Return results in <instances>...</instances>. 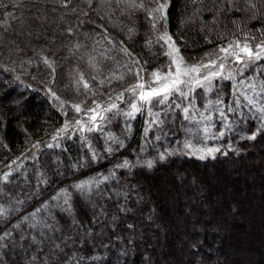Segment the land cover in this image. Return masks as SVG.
Returning <instances> with one entry per match:
<instances>
[{
    "label": "trees",
    "instance_id": "trees-1",
    "mask_svg": "<svg viewBox=\"0 0 264 264\" xmlns=\"http://www.w3.org/2000/svg\"><path fill=\"white\" fill-rule=\"evenodd\" d=\"M156 7L157 0H0V205L16 209L0 219V264H237L226 250L237 256L238 245L213 244L219 232H182L170 221L185 215L193 194L207 193V205L220 201L214 172L228 178L222 169L234 166L245 176L253 158L264 162V119L241 95L264 102L247 87L264 83V60L245 79L215 80L210 95L197 89L187 114L176 95L132 117L105 109L120 110L134 86L165 71V31L187 65L207 63L237 43L264 44V0H167L165 19H153ZM92 109L111 124L77 133V121ZM81 184L90 190L79 191ZM169 197L178 205L173 213ZM196 205L188 209L206 222L210 211ZM37 209L35 219L46 227L31 226ZM165 230L174 240L159 243ZM257 233L249 235L259 242ZM182 239L188 242L178 253L173 243Z\"/></svg>",
    "mask_w": 264,
    "mask_h": 264
},
{
    "label": "rangeland",
    "instance_id": "rangeland-1",
    "mask_svg": "<svg viewBox=\"0 0 264 264\" xmlns=\"http://www.w3.org/2000/svg\"><path fill=\"white\" fill-rule=\"evenodd\" d=\"M249 48L253 49L254 51L256 50V47H253V46H249ZM235 50L239 51V49H235ZM167 51H169V45L168 44H167ZM241 55L243 56V53H241ZM223 56H224V53H221L219 56L214 57V59L211 61H216L217 66H218L219 63L221 62V58ZM167 57H168V62L166 64V69H165V71L160 73L162 76L164 74H167L170 70L174 71V65L172 64V58L168 55H167ZM262 60H264V59H262ZM224 63H225V68H224L223 76H228L229 73H231L232 79H228V80H234V82L237 80H240L243 76L245 79L246 76L248 75L247 73H250L252 71L251 69H252L253 65H255V64H250L247 67H245L243 64L236 63L235 60L231 57H229L227 60H225ZM242 69H243V75L240 74ZM213 70H215V69H213ZM250 78H252V76ZM217 79H220V78L214 79L212 81L211 87H209L206 82L204 84V87L194 86V87H192L191 91H189V88L187 86H182L183 90L185 92H188V98L185 99L182 96L176 95V97L178 98V100L181 104V107H183V108L190 107V104L192 102V97L194 96L193 94L195 93V91L197 89H201L202 91L205 92V94L210 95L214 90L215 80H217ZM153 81H154V77L152 76L149 78V80H145L143 82H140L139 84H144L145 90H147L149 88V86L152 88L158 87V84L154 83ZM136 91L138 92L139 89H137ZM172 96H175V95H170L169 99L172 98ZM137 97L138 96L132 92V94L127 99H123V101H124L123 106L120 105L119 107H117L120 110L111 109V110H113L112 114H114V115L115 114H121V112L125 111V113L122 114V117L127 115V113H130L133 111L131 108L132 103H136L137 106L140 108V111H144V110L149 111V109L154 108L155 105L156 106L165 105L166 102L169 100L168 99L165 103L161 104V103L157 102L159 99V97H158V98H153L150 104H144L143 101L138 102L136 100ZM187 104H189V105H187ZM128 105L130 108H128ZM124 107H127V108H124ZM96 112L98 114V119L96 121L97 125H99L101 127H106V126H108L107 125L108 123L111 124V120L109 118H107L108 116L104 117V114H101L99 112V110H96ZM134 114H137V112H135ZM85 115H87L85 117V119H83L85 121H83V120L80 121L79 126L81 125V127L79 128V130H76L77 133H81L83 130L88 132L87 127L89 126V124L91 125L92 129L96 127V126L92 125L90 120H89V117L92 115V112H87ZM100 116L103 117L102 120L99 119ZM82 122H83V124L86 125V127H85V125H82ZM82 126H83V130H82ZM82 133L85 134V132H82ZM259 159L260 158H258V159L253 158L252 159L253 161L250 162L251 166L245 167V169H246L245 176H243L241 174L242 172L240 170L236 169V167H234V166H229L226 169H222V170H224L225 174H227V176H228V178H226V176H223L222 179H220L218 176H216V172H214L215 175H212L213 170L209 169L210 175H212L213 177H216V180L218 179L221 181V183H219V184H217L218 181L215 182V180H212V179L210 181L212 187H214L216 189V192L219 195V196H217V198H218V200L220 199V201L218 203H216V202L212 203L211 202L210 204L207 205V203L206 204L204 203V201L207 202V200H205L206 199L205 196L207 193L206 194L204 193L205 194L204 197H203V195H199V197H197L196 195H198V194H193V196L189 197L190 200L188 203L191 206L193 204L196 205L198 200L202 201L203 206H200L202 208L201 210L204 211V209H206V210L210 211L206 215V222L201 223L200 220H197V216L199 215L198 211L193 210L191 208L188 209V207H190V206H188V204H187V205H184L185 215L179 216L176 213H174L175 215L171 216L170 224L172 223L175 227H177V229H181L182 232H185L186 230L188 232L191 229H194V230L198 231L199 233H201L202 231H205V230L207 232L210 231L211 233L212 232L213 233L219 232L220 236L219 237L216 236V238L213 239L214 240L213 244L214 245H216V244H218V245L224 244L225 245L226 243H229V244H235L236 246L238 245L239 248L237 250V256H235V254L231 251V249L226 250L227 253H229L231 255V257L233 255V258L237 264H255L254 262H261L262 264H264V246H262V244L264 243V185L260 186V185H262L260 183L261 181H262V183H264V162H263V159L262 160H259ZM214 171H216V169ZM160 175L162 176V177H160L161 179H167V180L171 176L170 175V176H168V178H165L164 175H162V173ZM172 176L174 178V180H172V183L174 185H177V187H178V183H179V180H181V178L177 177L176 174H174ZM212 176H211V178H212ZM152 178L155 181H158L157 180L158 177L156 175L155 176L153 175ZM233 178L239 179L238 180L239 183H237L236 187H235L234 183H232ZM256 178H261V180H257ZM225 181H226V183H225ZM160 183H162V182H160ZM160 183H158V185H160ZM224 183L227 185L225 188H224V186H225ZM230 185H232V187L233 186L234 187L229 188ZM181 192H180V194H181L180 198H182V200H184V194L185 193H184V191H181ZM194 196H196V197H194ZM166 197H168V196H166ZM167 199H166L165 203L172 208L171 211L173 213V211L177 210L176 208H178V205L175 202V200L172 199L171 197H169ZM173 200L175 203L173 202ZM246 204L249 205L248 208L245 206ZM197 205H199V204H197ZM214 211H216V212H214ZM252 214L254 216H256L258 219L257 218L256 219L255 218L250 219L249 215H252ZM217 215H219V218L216 220ZM160 219L163 220V218H160ZM221 219H223L224 221H222ZM109 222H112V217L109 218ZM210 222L212 224L211 226H213V227L215 226L214 229L209 228ZM254 222H256L257 226L256 225L254 226ZM151 223H152V226L156 230H158V229H161V225H159V223L161 224V223H163V221L159 222V220L155 219ZM207 226H208V228H206ZM253 229L257 230V232H258L257 234L260 238L259 242H258L257 238H254V236L250 237L251 235H249L250 231H252ZM167 230H165V233L168 235V237L166 236L165 240L160 238L159 243L164 242V241H168V240L171 241L173 239L174 235L167 233L168 232ZM236 232L237 233L239 232V236H241V237L238 236L239 238H236L235 240H234V238H232L231 240H229L227 238V236H235ZM244 234H247V235H244ZM224 236H225V238H223ZM261 239H262V242H261ZM203 240H205V239L203 238ZM157 242H158V240H157ZM179 242L180 243L178 245L176 244V242L173 243V245L177 247L178 253H179V248L181 247L182 243L184 244L188 241L182 239ZM201 242H202V237L199 234L197 237V240L194 242V244L199 245ZM191 244H192V242L189 244L188 249H190ZM256 250H258V254H255ZM161 251H164V249ZM184 253H185L184 250H182V254H184ZM187 253L189 256L190 255L189 252H187ZM215 253H216V255L213 257V259H218V261H219L220 256H221V252L216 249ZM201 257H202L201 255L196 254L194 256V260H196L197 258L199 260V259H201ZM61 260H62V258H61ZM46 262H48V261H46ZM214 262H215V260H214ZM230 263L231 262H229L228 264H230ZM181 264H187V263H185V261H183ZM209 264H211V263L209 262Z\"/></svg>",
    "mask_w": 264,
    "mask_h": 264
},
{
    "label": "snow or ice",
    "instance_id": "snow-or-ice-1",
    "mask_svg": "<svg viewBox=\"0 0 264 264\" xmlns=\"http://www.w3.org/2000/svg\"><path fill=\"white\" fill-rule=\"evenodd\" d=\"M133 3H135V0H133ZM137 6H143L137 5ZM166 8H167V0H157V7L153 10L155 13H159V17H154L153 19H165L166 18ZM156 27V23H153V28ZM160 40L164 41L166 44L169 45V51L165 53V55H168L172 58V64L174 65V71L170 70L167 74H164L163 76L160 73H153L154 77V83L158 84V87L152 88L149 86L147 90H145L144 84H138L134 86L132 89L133 93L138 96V99L140 101H143L144 104H150L152 99L154 97H159L158 103H165L170 95H179L184 97L185 99L188 98V92H185L183 90L182 86H187L189 88V91L192 90V87L199 86L204 87L205 82L209 87L212 86V81L216 78H224V79H232L231 73H229L228 76H223L225 63L224 61L227 60L229 57L233 58L236 63L243 64L245 67H247L250 64L258 65L259 61L264 59V44H260L256 46V50L249 48L247 44L240 45L235 44L234 48H221L220 51L224 53V56L221 58V62L217 66L216 61H209L208 63H202L199 65H187L184 63L183 58L179 56V49L175 46V44L172 42V38L167 34L165 31L163 35L159 37ZM235 49H239V51H236ZM243 53V56L241 55ZM47 63V61H45ZM215 69V70H213ZM203 73V74H202ZM241 75H243V69L240 72ZM85 88L88 87L87 84L84 85ZM247 87H250L253 92L256 93L257 96H264V83H261L259 85L255 83H249ZM259 87V91L257 92L256 89ZM139 89L137 92L136 90ZM241 95L244 96V99L247 101V104L251 106L256 112L261 113V119H264V102H261L259 105H257L256 100L253 99V97L248 96L246 94L241 93ZM235 107L233 105L228 106V110L230 112H235L236 109L239 107V101L236 100L233 102ZM223 104L222 100H217V111L220 113L221 117L225 116L223 108L219 107V105ZM99 108V105L97 106ZM116 105L113 104L111 108L105 109V111H111L112 108H115ZM132 112L127 113L129 117H132L135 112L140 111V108L137 106L136 103L131 104ZM80 107L76 106V111L80 112ZM92 115L89 117V120L92 125L99 127V125L96 124V121L98 119V114L95 109H92ZM185 114H187L188 109H184ZM187 119V115L185 116ZM226 118V117H225ZM99 119H103L102 116L99 117ZM206 119H211V117H206ZM77 123H80L77 121ZM155 123V121H153ZM227 127V125H225ZM83 130V126H82ZM89 131L92 130V128L88 129ZM208 129H205V132H207ZM222 136L223 133H220ZM255 135H251L249 139H255ZM118 142V141H117ZM187 146V145H186ZM219 151L218 148H209L207 149L208 154H212L214 152ZM203 158V157H201ZM150 164V162H149ZM5 181H7L8 177L5 175L3 177ZM77 189L81 192H86L90 190V186L86 184H81L76 186ZM64 199L63 203H68V194L67 193H61L60 194ZM53 199H56V197H53ZM19 203H22V201H19ZM14 208H5L2 205H0V219H4L7 217L8 214H10L11 211H15ZM41 209H37L36 212L32 213L33 223L32 227L36 226H44L46 227L47 224L43 220H36L35 217L37 213H39ZM24 219H28L25 217ZM7 235V233H5ZM0 239H3L2 236H0Z\"/></svg>",
    "mask_w": 264,
    "mask_h": 264
}]
</instances>
